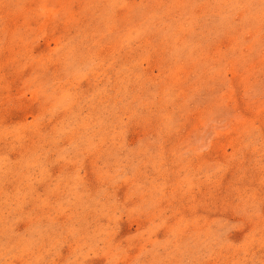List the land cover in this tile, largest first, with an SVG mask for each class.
I'll list each match as a JSON object with an SVG mask.
<instances>
[{"label":"rangeland","instance_id":"rangeland-1","mask_svg":"<svg viewBox=\"0 0 264 264\" xmlns=\"http://www.w3.org/2000/svg\"><path fill=\"white\" fill-rule=\"evenodd\" d=\"M0 264H264V0H0Z\"/></svg>","mask_w":264,"mask_h":264}]
</instances>
